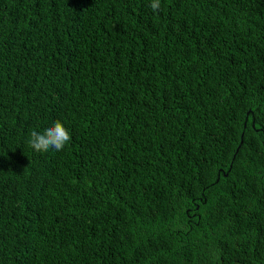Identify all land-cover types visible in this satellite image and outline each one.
<instances>
[{"label":"trees","instance_id":"1","mask_svg":"<svg viewBox=\"0 0 264 264\" xmlns=\"http://www.w3.org/2000/svg\"><path fill=\"white\" fill-rule=\"evenodd\" d=\"M150 2L0 0V264H264V0Z\"/></svg>","mask_w":264,"mask_h":264},{"label":"clouds","instance_id":"2","mask_svg":"<svg viewBox=\"0 0 264 264\" xmlns=\"http://www.w3.org/2000/svg\"><path fill=\"white\" fill-rule=\"evenodd\" d=\"M149 7L153 12L159 11L161 0H151ZM70 140L69 130L61 121L57 120L43 131H31L28 144L36 152H47L50 149L60 151L63 150Z\"/></svg>","mask_w":264,"mask_h":264},{"label":"water","instance_id":"3","mask_svg":"<svg viewBox=\"0 0 264 264\" xmlns=\"http://www.w3.org/2000/svg\"><path fill=\"white\" fill-rule=\"evenodd\" d=\"M236 151V150H235Z\"/></svg>","mask_w":264,"mask_h":264}]
</instances>
